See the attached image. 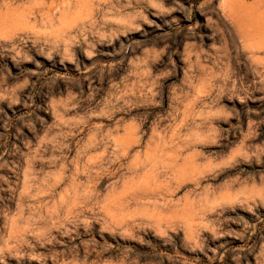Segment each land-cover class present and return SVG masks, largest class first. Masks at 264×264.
<instances>
[{
    "label": "rangeland",
    "instance_id": "rangeland-1",
    "mask_svg": "<svg viewBox=\"0 0 264 264\" xmlns=\"http://www.w3.org/2000/svg\"><path fill=\"white\" fill-rule=\"evenodd\" d=\"M0 264H264V0H0Z\"/></svg>",
    "mask_w": 264,
    "mask_h": 264
}]
</instances>
